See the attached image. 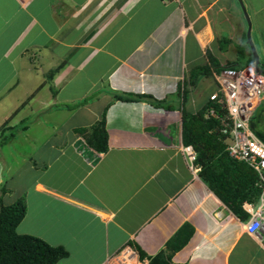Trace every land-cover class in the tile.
<instances>
[{"label": "crops", "instance_id": "crops-1", "mask_svg": "<svg viewBox=\"0 0 264 264\" xmlns=\"http://www.w3.org/2000/svg\"><path fill=\"white\" fill-rule=\"evenodd\" d=\"M245 21L264 39V0H0V64L17 77L0 81L23 91L0 130V210L26 204L17 234L63 248L57 264L126 246L147 264H264V231L248 232L259 174L220 156L195 174L184 154L211 83L243 70L228 66ZM19 125L25 147L9 149Z\"/></svg>", "mask_w": 264, "mask_h": 264}, {"label": "built area", "instance_id": "built-area-1", "mask_svg": "<svg viewBox=\"0 0 264 264\" xmlns=\"http://www.w3.org/2000/svg\"><path fill=\"white\" fill-rule=\"evenodd\" d=\"M221 91L210 97L211 102L226 105L231 123L222 129L229 136L227 152L237 162H244L260 176L264 184V143L254 134L251 121L257 107L264 101V76L255 70L224 72L218 79ZM214 108H210L207 118L216 117ZM189 168L198 173V154L193 146L184 148ZM248 232L256 235L264 231V197L256 211L252 212ZM106 264H147L138 259L137 252L130 246L124 247L115 256L109 257Z\"/></svg>", "mask_w": 264, "mask_h": 264}, {"label": "trees", "instance_id": "trees-1", "mask_svg": "<svg viewBox=\"0 0 264 264\" xmlns=\"http://www.w3.org/2000/svg\"><path fill=\"white\" fill-rule=\"evenodd\" d=\"M211 63L216 70H221L215 59H211ZM253 64L254 59L244 65L242 69L251 67ZM228 67L231 69L234 66L229 65ZM211 104L210 107L215 109L217 116L205 119L204 114H201L199 118L196 117L195 133L187 140V144L192 145L198 153V163L203 165L207 163L208 167L218 156L221 159L231 160L227 152L229 136L222 134V129L231 123L226 105L216 102H211ZM251 123L252 128L255 129L254 120ZM259 137L263 139L261 134H259ZM236 166L239 174L252 173V170L244 163H238ZM257 178L256 174H254V177L252 175V182ZM25 215L26 204L24 200H20L11 206L1 207L0 264H57L69 255L63 248L51 247L39 238L17 234V227L23 221ZM163 264L171 263L165 262Z\"/></svg>", "mask_w": 264, "mask_h": 264}, {"label": "rangeland", "instance_id": "rangeland-1", "mask_svg": "<svg viewBox=\"0 0 264 264\" xmlns=\"http://www.w3.org/2000/svg\"><path fill=\"white\" fill-rule=\"evenodd\" d=\"M241 10L243 11V16L241 19L247 18L246 17L247 14H245L244 8L242 6H241ZM234 13L235 12L232 11L230 13V16L236 15ZM243 24H244L243 25L244 30H243L241 36L239 37V39L237 41L236 40L234 41L236 44L235 54L237 56V58L235 60H233V62H235L234 68L238 70V69L242 68L244 65H246L248 63V61L255 59V63L253 65H255V68H256V63L258 62L257 67L260 68V70H261L260 73H263L262 75H264V39L262 38V35L259 34L258 32H254V30L251 31L252 29L249 28L250 25H249L248 21L247 22L245 21ZM228 25H229V27L231 26V24H228ZM259 28H260V30H262V32H264V23H260ZM249 30H250V32H249ZM229 37H230V34H226V39H228ZM0 68H1V71L3 72L5 77H7V75L12 72L11 69L6 67L5 62L0 64ZM9 71H10V73H9ZM10 78H12V79L17 78L15 71H13L11 73ZM211 84H212L214 89L216 88L215 91L217 93H219L221 91V89L218 85L215 86L213 83H211ZM16 94H23V91H21L19 88L12 89V88H8L7 86L4 87V84H2V81H0V127H1L0 130H2L5 127L4 126L5 120L2 119V115H6L10 118L11 115H8L9 113L18 112V110H14V112H13V110L9 109L10 107H12V105L14 103V99H15ZM256 112L257 113L254 116L255 118L253 119L254 124L256 126V130L260 131L262 133L263 139H264V101H262L260 106L257 108ZM14 119L15 118L11 117L9 121H14ZM29 121H26L27 125L29 124ZM19 127H22V125L16 126L13 130H6L4 132V138L3 139H5V140L10 139L11 134L16 135L15 140H17V141H15V144L12 143V145H11V147H9V149H12L13 147L16 148L17 145L20 148L25 147L26 140L22 139V135L20 136L21 132H20V130H18ZM1 138L2 137L0 135V140H1ZM26 139L28 140V136ZM21 140H23V141H21ZM5 149L3 150V152L5 151ZM9 149H7V152H9L8 151ZM5 154H6V152H5ZM10 184L11 183H9L8 186ZM11 185L14 186L15 184L13 183ZM18 194H19V192L17 190V196L16 197H18ZM20 200L21 199H19V201Z\"/></svg>", "mask_w": 264, "mask_h": 264}, {"label": "clouds", "instance_id": "clouds-1", "mask_svg": "<svg viewBox=\"0 0 264 264\" xmlns=\"http://www.w3.org/2000/svg\"><path fill=\"white\" fill-rule=\"evenodd\" d=\"M244 70H247V68L246 69H244ZM240 71H242V70H240ZM256 72H258V71H256ZM259 74V73H258ZM261 75V74H260Z\"/></svg>", "mask_w": 264, "mask_h": 264}, {"label": "bare ground", "instance_id": "bare-ground-1", "mask_svg": "<svg viewBox=\"0 0 264 264\" xmlns=\"http://www.w3.org/2000/svg\"><path fill=\"white\" fill-rule=\"evenodd\" d=\"M251 71L250 70H248V73H250Z\"/></svg>", "mask_w": 264, "mask_h": 264}]
</instances>
